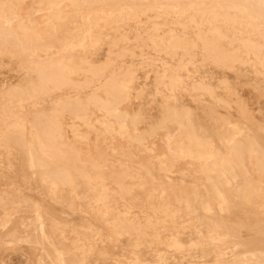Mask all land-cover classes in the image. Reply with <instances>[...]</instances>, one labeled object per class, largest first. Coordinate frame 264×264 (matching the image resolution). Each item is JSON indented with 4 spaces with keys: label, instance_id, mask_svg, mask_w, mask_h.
Listing matches in <instances>:
<instances>
[{
    "label": "bare ground",
    "instance_id": "6f19581e",
    "mask_svg": "<svg viewBox=\"0 0 264 264\" xmlns=\"http://www.w3.org/2000/svg\"><path fill=\"white\" fill-rule=\"evenodd\" d=\"M2 64L0 255L264 264V0H0Z\"/></svg>",
    "mask_w": 264,
    "mask_h": 264
},
{
    "label": "rangeland",
    "instance_id": "374dc122",
    "mask_svg": "<svg viewBox=\"0 0 264 264\" xmlns=\"http://www.w3.org/2000/svg\"><path fill=\"white\" fill-rule=\"evenodd\" d=\"M13 74L8 70V68L2 64L0 66V85H1V81H11L13 80ZM264 100V96L262 98ZM131 158L128 159V157L126 156L125 158H122L120 156H108V152L106 153V163L110 166L111 164H113V166L115 167V169H119L120 167H123L124 164L129 163L128 161L131 160L132 162L135 163H143V161L147 158L145 153H142L139 150L133 149L131 148ZM129 151V152H130ZM177 169H180L181 171L184 169H187L188 167L184 164L182 165H178L176 166ZM90 173V172H89ZM162 180V177H160ZM160 180V181H161ZM126 182L130 183L133 182V180L129 179L127 177V179H125ZM184 186H189V183H184ZM4 186L2 184H0V188H3ZM83 194V192H80ZM88 196V199H90V201L92 200V194L91 193H87L86 194ZM92 205V204H90ZM85 206H88V203L85 202ZM92 208V207H91ZM69 219V218H67ZM72 219V218H70ZM238 233V234H237ZM228 237L234 238L236 239V235L239 236V245L240 246H244V245H250L251 243V238L253 237V235L251 233H241V232H229L226 234ZM108 246L105 247V249L109 252V253H114L116 255V257H119L121 255V247L116 245V246H112L111 244H107ZM64 246L66 249L68 250H73L71 248L70 242L69 241H64ZM100 249V248H99ZM98 252V251H97ZM26 253H28V250L26 248L22 249L20 247H14L12 249H8L6 251H4L3 253H1L0 258H2L4 264H25L26 260H27V256ZM95 257V256H94ZM94 257H88L87 259L90 261L89 264H93V259ZM96 264H114L112 262H105V263H96Z\"/></svg>",
    "mask_w": 264,
    "mask_h": 264
}]
</instances>
